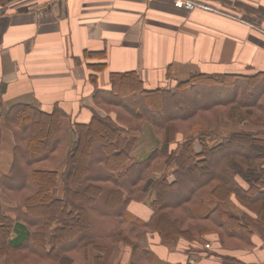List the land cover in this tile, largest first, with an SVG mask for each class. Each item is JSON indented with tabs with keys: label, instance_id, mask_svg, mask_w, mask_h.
<instances>
[{
	"label": "trees",
	"instance_id": "trees-1",
	"mask_svg": "<svg viewBox=\"0 0 264 264\" xmlns=\"http://www.w3.org/2000/svg\"><path fill=\"white\" fill-rule=\"evenodd\" d=\"M15 1L0 0V6ZM110 79L111 91L94 92L96 106L108 115L93 111L87 123L57 106L51 113L27 104L8 110L4 124L15 147L0 189L12 206L0 202V260L121 264L128 247L129 264H167L141 245L144 234H157L167 247L217 234L226 249L251 247L255 233L264 238V139L241 129L210 131L264 123V73L194 74L174 88L153 91L137 72L111 73ZM147 125L162 146L138 158V134ZM10 143L3 151L10 152ZM174 143L179 150H169ZM158 164L165 169L155 175ZM139 193L147 194L152 210L147 221L129 211ZM220 258L222 264H242Z\"/></svg>",
	"mask_w": 264,
	"mask_h": 264
},
{
	"label": "crops",
	"instance_id": "crops-1",
	"mask_svg": "<svg viewBox=\"0 0 264 264\" xmlns=\"http://www.w3.org/2000/svg\"><path fill=\"white\" fill-rule=\"evenodd\" d=\"M212 6L219 12L190 11L173 0H17L0 6L1 144L13 141L4 117L18 104L47 113L57 106L81 123L90 121L93 111L105 117L94 92L111 91V73L137 72L150 91L174 88L194 74L264 73V0H212ZM100 64L107 68H89ZM90 77L96 78L95 84ZM234 128L264 139V123ZM182 140L179 134L177 141ZM0 152L7 153V147L3 151L1 145ZM164 169L155 165L153 173ZM146 198L139 193L129 205V211L145 221L152 215ZM149 240L150 250L167 264H222L220 256L264 264L259 233L252 236L251 247L236 249L223 248L217 234L202 236L192 245L180 241L174 248L157 234ZM124 249L130 257V249Z\"/></svg>",
	"mask_w": 264,
	"mask_h": 264
},
{
	"label": "rangeland",
	"instance_id": "rangeland-1",
	"mask_svg": "<svg viewBox=\"0 0 264 264\" xmlns=\"http://www.w3.org/2000/svg\"><path fill=\"white\" fill-rule=\"evenodd\" d=\"M211 5H212V1H211ZM116 87H117L116 90L120 94H124L123 91L118 88V83L117 82H116ZM230 96H232V95H230ZM101 111L104 112L106 114V116L108 115L105 111H103V110H101ZM109 115L110 116L111 115H114L113 117L116 118V114L115 113H111ZM237 125H239V124L220 125V126H216L214 128H211L210 131L211 132L212 131L214 132L217 129V131H218V133L216 132L217 134L226 135V134H229V133L237 130L236 128H234V126L237 127ZM12 135H13V133H12ZM178 135H177V138H178ZM138 136H139V139L140 140H139V143H138V145H137V147L135 149V152H134V156L135 157H138V158L139 157H144L147 154H149L150 151L152 149H154L155 147H157V146H160L161 147L162 146L161 140L157 136H155V134L153 133V130H151V128H150L149 125L145 126L142 129L141 133L138 134ZM9 138H8V140H9ZM12 140L13 141H10L11 142L10 143V149H14V147H15L14 135H13V139ZM5 141H7V139L4 140V142L1 144L2 147H4ZM196 148H197V150H199V145L196 144ZM169 150H172V151L179 150L178 149V145H176V143H174L172 145L170 144ZM1 155L3 156V158L0 157V167H1L0 168V178H1V176L3 174H6L7 173L8 168L10 167V164H11L12 159H13V158L11 159V156L13 157V152L12 153L9 152V151L7 153L0 152V156ZM9 161H10V164H9ZM4 164H6V165L4 166ZM159 165H163V164H159ZM2 166H3V168H2ZM0 202H1L2 205L6 206V207L12 206V204L10 203V201L8 200V198L1 192V189H0ZM150 235H151L150 233H146V234H144L142 236V239H141V245H143V247H145V248L147 247L149 249H150V244H151V241L149 240ZM207 243H209V242L207 241ZM210 244H212V243L210 242ZM124 248H123L122 257H121V264H129V262H130V259L129 258L130 257H128L127 255H125V249ZM172 248H174V246H172ZM206 250L208 252H212L213 251L212 246L209 249H206ZM0 264H4V261L3 260H0ZM242 264H244V263H242Z\"/></svg>",
	"mask_w": 264,
	"mask_h": 264
},
{
	"label": "built area",
	"instance_id": "built-area-1",
	"mask_svg": "<svg viewBox=\"0 0 264 264\" xmlns=\"http://www.w3.org/2000/svg\"><path fill=\"white\" fill-rule=\"evenodd\" d=\"M212 0H173L177 7L187 10H202L205 12L218 13L219 11L211 5Z\"/></svg>",
	"mask_w": 264,
	"mask_h": 264
}]
</instances>
